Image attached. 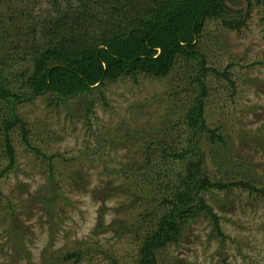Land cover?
<instances>
[{
    "label": "rangeland",
    "instance_id": "1",
    "mask_svg": "<svg viewBox=\"0 0 264 264\" xmlns=\"http://www.w3.org/2000/svg\"><path fill=\"white\" fill-rule=\"evenodd\" d=\"M238 1L235 9L246 13L240 31L207 20L198 39L207 64L227 70L234 82L233 88L221 74L206 77V120L220 128L226 145L203 139L204 167L212 178L245 179L260 187L264 4ZM48 6L38 0L35 14ZM183 66L165 78L138 75L106 82L90 96L65 102L46 93L18 104L29 144L40 152L23 141L18 127L12 130L15 163L0 176V264L134 262L138 245L126 229L135 221L138 203H133L136 188L128 164L141 161L142 146L183 136L188 105L187 79L179 81ZM6 165L0 140V172ZM205 196L223 236L200 216L184 225L176 243L157 253L158 263L264 264V195L232 187ZM75 251L79 258H63Z\"/></svg>",
    "mask_w": 264,
    "mask_h": 264
},
{
    "label": "trees",
    "instance_id": "2",
    "mask_svg": "<svg viewBox=\"0 0 264 264\" xmlns=\"http://www.w3.org/2000/svg\"><path fill=\"white\" fill-rule=\"evenodd\" d=\"M37 1L0 0V140L7 159L0 176L15 163L11 140L15 127L23 141L40 152L29 144L26 122L18 113L24 99L52 93L56 103L65 102L90 96L94 88L123 77L165 78L183 63L179 81L184 84L187 79L188 92L183 136L150 142L142 146L141 161L127 163L131 171L126 175L136 188L133 203H138L133 206L138 209L135 221L126 229L138 245L132 264H159L157 253L176 243L184 225L200 216L223 236L219 216L205 193L240 187L264 195V185L215 179L205 170L203 139L226 145L220 128L210 127L206 120L205 80L210 73L228 75L207 64L198 39L207 20L240 31L246 13L235 9L239 1L47 0L48 9L36 15ZM80 255L75 251L63 258Z\"/></svg>",
    "mask_w": 264,
    "mask_h": 264
}]
</instances>
